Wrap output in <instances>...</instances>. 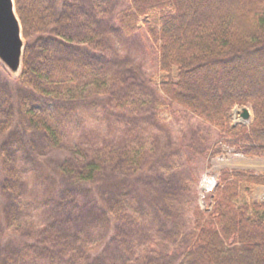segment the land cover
I'll return each instance as SVG.
<instances>
[{"label": "trees", "instance_id": "obj_1", "mask_svg": "<svg viewBox=\"0 0 264 264\" xmlns=\"http://www.w3.org/2000/svg\"><path fill=\"white\" fill-rule=\"evenodd\" d=\"M127 1L116 17L118 28L128 38L143 32L155 46L164 99L216 130L235 154L264 159V0ZM81 2L14 0L25 45L20 71L10 73L17 75L13 88L0 84V242L11 246L0 251V264H27L34 255L56 264L85 246L82 233L95 235L100 225L117 233L136 221L133 207L144 192L141 143L134 138L119 149L78 141L52 175H42L45 192L53 194L44 202L51 205L46 218L30 220L28 235L5 236L29 205L25 160L39 147H67L68 127L77 124L80 111L95 115L108 84L116 81L108 78L98 55L104 51L99 29L83 18ZM235 107L250 108L253 120L234 122ZM220 155L216 144L209 148V160ZM256 187H264V172L219 171L210 209L193 208L191 230L174 247L176 264H264V199L237 203L242 191L251 195ZM85 197L93 201L80 217L87 232L70 217ZM174 224L179 231L184 227ZM174 236L162 235L143 256L128 247V261L157 264L158 250Z\"/></svg>", "mask_w": 264, "mask_h": 264}, {"label": "rangeland", "instance_id": "obj_2", "mask_svg": "<svg viewBox=\"0 0 264 264\" xmlns=\"http://www.w3.org/2000/svg\"><path fill=\"white\" fill-rule=\"evenodd\" d=\"M81 1L83 18L96 24L99 29V42L104 51L98 52V55L105 59L108 78L114 77L116 81L108 84V97L106 95L107 98H103V103L98 101L95 115L80 111L77 124L68 127L67 132H70L71 137L67 147L54 151L39 147L36 156L25 160L22 166L29 205L19 212V222L5 236L28 235L30 220L46 218L49 211H45L51 205L46 206L44 202L52 198L53 194L45 192L42 178L43 181L47 179L42 175L45 172L52 175L69 157V149L76 142L97 146L108 143L121 149L128 148L135 138L142 145L141 168L144 170L141 176L144 192L136 200L132 212L133 220L136 221L130 227L123 226L117 233L104 225H100L95 235L82 233L85 246L77 249L74 256L62 257L56 264H142L135 260L128 261L125 253L128 247L143 256L150 243H161L162 235L177 234L170 246L163 244L164 251L158 250L160 245L154 246L161 252L156 254L159 257L157 264H176L179 256L174 253V247L191 230L193 208L198 206L204 211L210 209V194L216 184L217 173L223 169L263 173L264 159L236 155L232 148L221 144L216 130L164 99L157 87L160 74L155 46L143 32L128 38L118 28L116 17L127 6V0ZM2 66L0 84H8L13 88L11 80L17 75H11ZM94 88H87V93ZM112 90L117 91L116 97L112 96ZM242 108L249 112L248 120L242 122L249 124L253 120V113L250 108ZM237 114H232L234 122L240 120ZM215 144L221 150V155L209 160V148ZM206 178L212 183L207 189L203 183ZM254 190L256 188H253L251 195L242 191L237 203L241 204L251 197L263 200L264 189H260L257 194H254ZM92 202L90 197L82 198L76 208L70 211L74 226L80 231L89 230L81 226L80 217L89 214ZM170 207L173 212H170ZM174 213L177 214L173 219ZM175 220L180 222L178 225L184 226L180 231L175 227ZM8 241L0 242V251L10 250ZM41 257H29L27 264H48L47 257Z\"/></svg>", "mask_w": 264, "mask_h": 264}, {"label": "water", "instance_id": "obj_3", "mask_svg": "<svg viewBox=\"0 0 264 264\" xmlns=\"http://www.w3.org/2000/svg\"><path fill=\"white\" fill-rule=\"evenodd\" d=\"M22 50L21 27L14 0H0V62L11 74L20 71ZM242 118H249L246 110H243Z\"/></svg>", "mask_w": 264, "mask_h": 264}, {"label": "built area", "instance_id": "obj_4", "mask_svg": "<svg viewBox=\"0 0 264 264\" xmlns=\"http://www.w3.org/2000/svg\"><path fill=\"white\" fill-rule=\"evenodd\" d=\"M203 183H204V188L206 189L209 187L210 184H212L210 180H207V178L203 181Z\"/></svg>", "mask_w": 264, "mask_h": 264}, {"label": "crops", "instance_id": "obj_5", "mask_svg": "<svg viewBox=\"0 0 264 264\" xmlns=\"http://www.w3.org/2000/svg\"><path fill=\"white\" fill-rule=\"evenodd\" d=\"M261 162V161H260ZM259 162V163H260ZM260 189H264V187H256V190H254V194L256 193H258L259 191H260ZM253 193V192H252Z\"/></svg>", "mask_w": 264, "mask_h": 264}]
</instances>
